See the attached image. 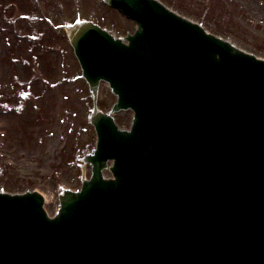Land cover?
<instances>
[{"label":"water","instance_id":"1","mask_svg":"<svg viewBox=\"0 0 264 264\" xmlns=\"http://www.w3.org/2000/svg\"><path fill=\"white\" fill-rule=\"evenodd\" d=\"M105 1L133 33L64 25L92 99L91 175L53 217L36 190L0 192V264H264V59L159 0Z\"/></svg>","mask_w":264,"mask_h":264},{"label":"rangeland","instance_id":"2","mask_svg":"<svg viewBox=\"0 0 264 264\" xmlns=\"http://www.w3.org/2000/svg\"><path fill=\"white\" fill-rule=\"evenodd\" d=\"M161 1L264 58V0ZM79 16L121 37L135 27L102 0H0V191L37 190L50 215L60 188L80 186V157L95 142L90 94L57 27ZM113 100L101 82L100 106L107 110ZM131 117L130 110L114 114L125 129Z\"/></svg>","mask_w":264,"mask_h":264}]
</instances>
